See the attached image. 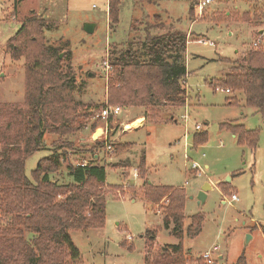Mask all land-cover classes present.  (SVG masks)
<instances>
[{
	"label": "rangeland",
	"instance_id": "rangeland-1",
	"mask_svg": "<svg viewBox=\"0 0 264 264\" xmlns=\"http://www.w3.org/2000/svg\"><path fill=\"white\" fill-rule=\"evenodd\" d=\"M196 1L121 0L118 22L112 24L107 17V0H0L2 109L24 101L25 65L31 58L12 56L11 44L20 47L23 40L33 39L34 44H27L33 51L40 43L57 48L61 68L73 77L74 102L95 106L107 98V57L118 58L129 48L136 56L142 54L141 43L148 34H185L186 101L180 109L167 108L172 119L168 110L160 113L157 108L153 117L150 113L145 119L143 114L151 110L138 105L107 102L121 106V110L106 119L100 118L99 107L87 115L78 108V130L64 136L45 132L41 149L26 158L24 174L30 177L42 157L59 155V167L49 178L61 183H71L69 165L94 158L105 167V181L99 188L105 202L104 226L68 230L79 251L78 259L69 264H143L145 255L162 260L159 245L179 242L172 234V225L163 227L166 201L147 198L146 182L184 190L183 229L193 215L203 216L197 237L188 239L183 234L187 261L196 263L198 259L205 264L203 253L217 245L220 249L212 254L213 264H232L240 256L246 264H264V117L245 106L239 93L238 102L230 103L235 93L222 91L219 82L209 81L230 72L233 61H240L256 48L253 42L258 41L257 49L264 51V0H212L201 12ZM40 23L46 25L41 36L35 30ZM84 23L94 24L92 33L83 30ZM24 25L26 30L16 37ZM157 115L162 119L150 120ZM136 119L143 123L124 128ZM3 121L10 120L0 114V132L5 128ZM224 122L258 131L255 149L239 145L231 132L220 127ZM201 133L207 140L194 145V135ZM106 141L110 150L104 145ZM2 148L0 139V151ZM193 163L201 169L200 175L190 169ZM30 182L36 184L32 178ZM205 182L210 189L199 203L197 195ZM147 231L154 233L157 243L146 239ZM170 258H165L166 263L176 257Z\"/></svg>",
	"mask_w": 264,
	"mask_h": 264
},
{
	"label": "trees",
	"instance_id": "trees-1",
	"mask_svg": "<svg viewBox=\"0 0 264 264\" xmlns=\"http://www.w3.org/2000/svg\"><path fill=\"white\" fill-rule=\"evenodd\" d=\"M120 2L107 0V17L112 24L118 22ZM188 14L191 15L190 8ZM44 26L42 23L36 25L35 30L39 36ZM24 30L25 25L16 32V37ZM35 42L26 39L20 47L11 44V55L15 58L31 56L25 65L24 101L9 103L4 109L0 108V114L10 120L3 121L5 128L0 132L3 147L0 151V264H69L78 259L79 251L72 243L68 230L104 226L105 202L99 194V188L105 181V167L97 164V159L85 160L83 165H69L71 183L49 178V174L59 167L57 154L42 157L30 177L24 174L26 158L41 149L45 132L64 136L78 130L80 124L75 125L78 108H82L87 115L88 111L93 112L98 107L101 113L106 105L113 106L107 102L124 106L138 105L150 108L149 113L145 111L143 114L148 119L150 113L151 117L155 115L156 108L160 113L167 108L180 109L186 101L183 85L186 75L183 32L159 36L148 34L141 43L142 54L136 56L137 53H132L129 48L123 50L118 58L107 57V98L105 103L95 106L74 102L71 96L73 77L68 69L61 68L62 61L57 48L40 43L37 50L28 49L27 44ZM110 73L113 75L109 78ZM209 81L211 84L219 82L222 89L235 93L230 103L238 102L236 93H239L245 106L255 109L256 113L264 117V51L251 48L240 61H233L230 72L223 78ZM169 113L168 118L172 119V111ZM156 117L150 120L162 119V116ZM220 127L231 132L239 145L255 149L259 139L258 131L247 130L243 124L231 122H224ZM206 140L205 133L193 137L194 145ZM100 143L103 145V142ZM104 145L110 144L106 141ZM115 148L116 152L118 146ZM30 178L36 184H32ZM146 184L147 198L151 201H166L163 227L167 229L172 225V234L179 242L158 244L159 252L163 254L162 260H152L145 255L143 264H203L198 259L196 263L194 260L187 261L182 245L183 234L188 239L197 237L203 216L193 215L183 229L184 190ZM57 195L62 198L58 200ZM262 233L264 236V228ZM146 239L150 243H157L152 232L147 231ZM173 256L176 257L173 258L175 261L166 263L165 258ZM232 264H246V261L240 256Z\"/></svg>",
	"mask_w": 264,
	"mask_h": 264
},
{
	"label": "built area",
	"instance_id": "built-area-1",
	"mask_svg": "<svg viewBox=\"0 0 264 264\" xmlns=\"http://www.w3.org/2000/svg\"><path fill=\"white\" fill-rule=\"evenodd\" d=\"M212 0H197L196 1V7H197V10L198 12H201V10L209 3H211ZM199 43H202L204 44L205 43V40H199L198 41ZM211 44V43H210ZM253 47H258L260 45V43L258 41H255L252 43ZM108 68V67H107ZM222 91H225V92H229L228 89H221ZM121 110V107L120 106H106L105 108L102 109L101 113H100V118H103V119H106L109 115L111 116H116L118 115V113L120 112ZM196 129L199 128V126H195ZM106 149L110 150L111 149V146L110 145H106ZM81 165L85 164V160H83L81 163ZM191 170H195V172H193L195 175H200L201 174V169H198L197 168V165L196 163H193L191 165ZM231 199L232 200H235L236 199V196L234 194L231 195ZM219 246L217 245H214L212 246L211 250H208L206 252L203 253L202 257L204 259V261L206 262V264H213L214 262L212 261L211 257H212V254L213 253H216L219 251Z\"/></svg>",
	"mask_w": 264,
	"mask_h": 264
},
{
	"label": "water",
	"instance_id": "water-1",
	"mask_svg": "<svg viewBox=\"0 0 264 264\" xmlns=\"http://www.w3.org/2000/svg\"><path fill=\"white\" fill-rule=\"evenodd\" d=\"M93 29H94V24L93 23H84L83 24V30L86 32V33H92L93 32ZM262 32V31H260ZM61 57V54L59 55ZM99 133V130H97L95 133H94V137ZM228 179V178H227ZM210 189V184L208 182H205L200 191L198 192V195H197V200L199 203H203L205 197H206V191ZM249 238V236H247V239ZM219 258H221V256H219Z\"/></svg>",
	"mask_w": 264,
	"mask_h": 264
},
{
	"label": "bare ground",
	"instance_id": "bare-ground-1",
	"mask_svg": "<svg viewBox=\"0 0 264 264\" xmlns=\"http://www.w3.org/2000/svg\"><path fill=\"white\" fill-rule=\"evenodd\" d=\"M142 123L141 119H136L133 122H131L130 124H125L124 128L129 129V128H133V127H137ZM99 134V133H98Z\"/></svg>",
	"mask_w": 264,
	"mask_h": 264
},
{
	"label": "crops",
	"instance_id": "crops-1",
	"mask_svg": "<svg viewBox=\"0 0 264 264\" xmlns=\"http://www.w3.org/2000/svg\"><path fill=\"white\" fill-rule=\"evenodd\" d=\"M113 118L115 117V116H112ZM139 118H142L143 119V117H139ZM143 121H144V119H143ZM143 121H142V123H143ZM221 256V255H220Z\"/></svg>",
	"mask_w": 264,
	"mask_h": 264
}]
</instances>
